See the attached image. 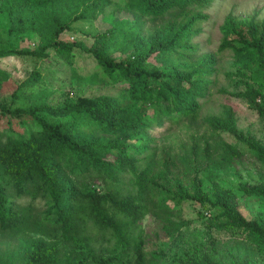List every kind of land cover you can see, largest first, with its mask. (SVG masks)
Listing matches in <instances>:
<instances>
[{
    "label": "trees",
    "instance_id": "16d2710c",
    "mask_svg": "<svg viewBox=\"0 0 264 264\" xmlns=\"http://www.w3.org/2000/svg\"><path fill=\"white\" fill-rule=\"evenodd\" d=\"M209 2L123 0L126 10L136 20L140 15L150 18L175 15L167 22L163 38L116 59L110 54L116 40L114 29L88 35L92 39L90 46L59 39L66 32H74V23L97 19L109 6V0H0V14H6L10 20L7 34L50 32L54 36L53 41L29 51L11 48L0 35V60L25 55L47 58L46 51L52 49L71 62L74 50L79 49L96 63L94 71L87 74L89 82L101 80L110 86H123L118 95L65 98L56 107L41 98L27 107L7 105L0 100V126L4 122L8 128L7 134L0 131V228L15 236L32 226L42 234L60 236L69 244L68 251L60 255L56 244L35 241V250L24 264H143L144 239L134 233V228L151 210L161 215L162 208H168L159 202L151 204L155 198H163L174 207L185 200L200 205L209 203L220 219L209 225L211 228L240 234L263 249L264 222L246 220L229 195L218 196L211 202L199 192H174L163 182L148 177L153 164L146 131L199 117L198 100L205 97L212 64L204 59L192 62L183 55L194 51L190 41L207 19L202 9ZM221 34L218 53L231 51L239 60L241 73L245 75L248 70V77L256 84L254 88L245 82V90L232 96L245 99L264 118V18L256 22L227 17ZM37 78L39 74L34 71L17 89L31 90ZM7 79V73L0 69V82ZM11 96L12 104L18 94L13 92ZM47 115L66 120L51 122ZM234 116L229 109L225 119L209 116L202 122L216 132L232 135L264 162V149L252 137L237 131ZM84 133L103 137L90 140ZM190 152L198 172L206 171L203 163L220 170L239 157L236 149L215 138L191 144ZM167 163L165 159L159 161L164 171ZM126 176L132 178L133 188H109L99 193L76 187L78 181L86 179L125 185L122 179ZM248 192L264 198V188ZM25 196L44 202L39 220L33 223L25 216L27 209L16 203L17 198ZM198 215L203 218L201 213ZM175 224L178 228L191 226L188 221ZM101 241L111 245L107 253L97 248ZM196 264L212 263L197 261Z\"/></svg>",
    "mask_w": 264,
    "mask_h": 264
},
{
    "label": "rangeland",
    "instance_id": "374dc122",
    "mask_svg": "<svg viewBox=\"0 0 264 264\" xmlns=\"http://www.w3.org/2000/svg\"><path fill=\"white\" fill-rule=\"evenodd\" d=\"M109 1V6L97 19L74 23V32H66L59 39L90 46L92 39L88 35L114 29L116 40L110 54L116 59H122L135 49L142 50L152 41L163 38L167 22L173 20L175 15L169 13L158 18L140 15V19L136 20L137 18L126 10L123 0ZM202 12L207 19L198 33L191 38L190 44L194 51L183 55L192 62L204 59L212 64V76L205 97L198 100L199 117L194 121L186 119L175 125H158L146 131L149 139L147 149L153 164L148 177L151 181L163 182L174 192H199L206 195L211 202L218 196L229 195L231 202L238 206L246 220L264 222V198L248 192L264 188V162L238 143L232 135L224 131L216 132L202 122L204 117L209 116L225 119L226 111L231 109L235 115L237 131L252 137L264 149V118H260L245 99L232 96L233 93L245 90V82H249L254 88L256 84L248 77V70H245V75L241 73L243 70L239 60L231 51H217L222 38L221 27L226 18L259 22L264 18V0H210ZM130 23L135 25L130 27ZM9 24L8 16L0 14L1 38L13 49L32 51L37 45L54 40L50 32L42 35H9ZM46 52L48 57L42 59L25 55L0 60V69L8 75L6 81L0 82V100L7 105L27 107L34 100L41 98L43 102L56 107L65 98L74 100L78 96H114L120 93L122 85L110 86L101 80L89 82L86 79L87 74L94 71L96 63L85 52L75 49L71 62L62 59L52 49ZM34 71L38 72L39 78L31 90L26 87L18 90L17 86L31 77ZM13 92H17L18 98L11 104ZM47 119L51 122L66 120L50 116ZM0 131L7 134L8 128L4 126V122ZM84 134L90 140L103 137ZM212 138L225 141L239 152V157L230 166L220 170L210 169L203 163L206 171L198 172L193 166L190 145L196 142L202 144ZM3 142L4 138L1 139V144ZM162 159L168 160L165 171L159 164ZM122 180L125 185L86 179L78 181L76 187L99 193H105L109 188H133L131 177L126 176ZM157 202L162 206L167 205L168 208H162L164 211L161 215L154 214V210H151L134 228V233L141 234L144 239L143 264H196L197 261H209L212 264H264V247L260 250L240 234L232 235L228 230L209 226L220 221L215 208H210L209 203L200 205L196 201L185 200L179 207H174L173 203L164 202L163 198H155L151 204ZM16 203L27 209L25 216L31 223L39 220L45 207L43 200L32 201L27 196L17 198ZM198 213H201L203 218H200ZM179 221H188L191 226L178 228L175 223ZM30 227L32 229H26L15 236L0 228V264H24L27 256L35 250V241L56 244L60 255L68 251L69 244L64 243L60 236H48ZM110 246L101 241L97 248L107 253Z\"/></svg>",
    "mask_w": 264,
    "mask_h": 264
}]
</instances>
